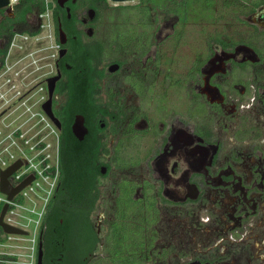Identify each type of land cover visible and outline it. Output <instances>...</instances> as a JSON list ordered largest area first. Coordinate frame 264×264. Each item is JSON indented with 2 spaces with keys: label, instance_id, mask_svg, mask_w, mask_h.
Segmentation results:
<instances>
[{
  "label": "flooded vegetation",
  "instance_id": "1",
  "mask_svg": "<svg viewBox=\"0 0 264 264\" xmlns=\"http://www.w3.org/2000/svg\"><path fill=\"white\" fill-rule=\"evenodd\" d=\"M68 1L62 6L67 10L70 7L67 4ZM82 7L89 10V13L95 12L94 18L97 19L98 13L95 8L89 5ZM254 8L251 13V21L264 28V2ZM258 11L259 13H255ZM81 22L82 20L79 18L78 23L73 27L80 32L83 42L96 47H103L96 60L97 68L88 75L90 76L88 85L92 92L91 98L95 102V105L91 106L94 112L86 117L82 112L71 113L66 108L70 98L68 89L69 76L71 75L64 71V67L71 68L66 56L71 49V37L77 39V35L71 36L62 25L66 33V41L62 43L60 41V24L57 34L60 43L58 56L55 59L56 71L52 74L57 75L61 72L52 97L54 118L48 116L43 109V103L50 96L47 82L49 76L45 79L48 93L47 96L43 95L40 106L57 134V164L60 160V145L62 143L64 150L70 146V143H73L71 147L77 143L98 144V150L92 159L94 158L98 164H101L100 167L107 166L106 173H102L101 168L99 170V176H106L110 173L111 167L109 164L99 161L101 147L107 141L105 130L109 127L110 121L124 119L128 115L123 104L118 102L119 108L115 110L113 105L101 102L98 95L101 93L102 82L111 75L110 73H115L120 69L122 63L114 60L109 63V72L101 69L98 63L105 50V45L100 40L86 41V34L93 36L94 32L91 30V32L85 33L82 30ZM9 30L8 27L6 36L9 35ZM245 44L247 43L239 42L237 43L238 47L236 45L233 47L222 45L221 51L230 50V52H234L239 48L236 56L210 63L209 60L217 53L216 50L193 73V79L198 76L196 87L192 89V92L199 97L194 101L195 108L203 110V104L199 101L202 100L207 106L216 109V113L221 115L217 123L209 129L205 128L204 124L193 126L188 121V113H183L184 111L178 113L175 108L174 111L178 114L170 115V118L173 119H161L160 129L163 132L159 142L151 148L149 155L152 170L150 179L143 181L138 186L135 183L122 182L118 185L117 194L113 197L111 205L105 209H98L100 198L98 183H91L82 187L83 189L79 190L80 194L77 195L80 198L79 201L70 202L68 199L74 198V195L65 193V185L60 182L59 170L52 194L48 198L45 210L42 211L44 207L42 209L34 202L27 201L26 196L22 193L24 189L38 180L40 177L38 170L32 168L25 171L30 167V163L22 154H12L8 160L4 159L5 165H0V170L18 160L22 161L21 166L9 177L13 185H18L28 175H33L34 178L12 199L8 198V194L2 192L4 200L0 201V214L6 202L8 206L5 214L0 216V264H90L96 257L105 256L109 250L108 243L113 223L118 220L119 216L123 215L125 192L133 197L136 205L133 207L140 206L142 202L145 203L144 199L148 197L149 203L154 208H158L159 212L164 207L180 209L179 211L182 212L184 208L190 206L189 204L198 203L199 210L196 214L198 234L207 233L212 240L205 245L204 241L199 240L198 236L194 235V238L197 237L198 240L193 247L177 249L172 247V235H170V239H166L168 245L160 247L158 251L160 256L167 258L170 254L175 253L179 256L181 264H227L231 246L246 244L251 245L254 254L264 260V150L259 148L256 152L247 151L249 148H246L245 144L250 143V137H243L238 134L240 118L256 115L260 120L259 118H262L261 113L264 115V109L260 112V107L264 106V84L256 82L253 77L245 80L238 78V76L237 79H234L232 73L233 68L243 67L254 61L249 57L252 51L241 47ZM4 45L5 39L2 41L0 38V69L5 65L7 57H4L3 54ZM64 48L67 50L61 56L60 52ZM254 49L258 51L256 48ZM223 51L222 55H218L219 57L225 56ZM241 51H243L242 54ZM112 64L119 65L117 70L110 69ZM240 75L245 77L246 73ZM135 77L143 79L135 72L128 75L126 82L130 83L136 95L143 96L146 92L144 90L147 88H140L141 90H139L132 83V79ZM149 82H151L150 79ZM29 93L30 91L25 95ZM20 99L11 102L8 109L16 105ZM90 105L87 103L85 107ZM199 105H202L200 109ZM136 106L138 110L133 109V114L127 123V129L129 128V132H133V135L124 136L123 129L118 134L116 143L123 142L132 136L138 138L139 135L147 132L148 127H140L143 121L149 124L148 129L156 130L155 114L157 111L154 110L153 105H148L151 110L149 114L146 111L141 113L139 110L141 103ZM174 111H171L170 114ZM77 114L84 116V124L87 129L81 137L73 130V123ZM221 121L224 122V125L220 124ZM25 122L26 120L13 131L16 135L13 142L9 143L8 149L12 147L13 149L14 147L23 149L22 145L30 142L31 138L25 135L28 128L23 129ZM261 123L263 129L261 130L262 133L258 134L257 140L261 146H264V121ZM133 127L138 128V131L134 130ZM226 127L231 132H226L227 134L223 135L221 131H224ZM215 132L219 135H216ZM42 140L34 142L43 148L51 145L49 142L44 145L45 141ZM32 147L35 146L32 145ZM51 167L52 165L47 166L44 163L43 172ZM22 171L25 172L19 174ZM18 174L19 177H17ZM138 192H141V195H136ZM158 216L156 218L154 212L149 218L151 224L149 236L152 239L149 245L163 242L157 222ZM182 223L184 224L183 220ZM178 240L175 239L176 243H180V240L183 239ZM100 245L103 247L99 248ZM150 250L153 253L157 249L151 248Z\"/></svg>",
  "mask_w": 264,
  "mask_h": 264
},
{
  "label": "rangeland",
  "instance_id": "2",
  "mask_svg": "<svg viewBox=\"0 0 264 264\" xmlns=\"http://www.w3.org/2000/svg\"><path fill=\"white\" fill-rule=\"evenodd\" d=\"M14 1L16 3L18 0ZM165 1L155 0L161 4L156 6L152 2L149 5L140 3V0L125 2L109 0V6L97 19L94 18L95 12L89 13V10H85L82 6L77 9L78 17L82 20V30L85 33L91 32V30L94 32L93 36L86 34V41L100 40L105 45V50L98 63L99 67L109 72V63L114 60L122 63L120 69L115 73H110L111 75L102 82L101 93L98 95L101 102L113 105L115 110L119 108L118 102H120L124 105L128 115L124 119L110 121L109 127L105 130L107 141L101 147L99 161L109 164L111 170L108 175H100L97 179L100 189L98 209L101 210L111 205L113 197L117 194L118 185L122 182L135 183L138 186L143 181L150 179L152 170L149 155L151 148L159 142L163 132L160 129L161 119L171 120L173 118H170V115L174 116L184 111L183 113H188V121L191 125L202 126L204 124V127L209 129L221 118L220 113H216V109L207 106L202 100L199 101L203 104V110L195 108L194 101L199 97L192 92L198 81V76L195 79L192 78L194 71H197L216 50L217 55H222L223 50L220 49L223 44L220 39L228 43L226 47L246 42L245 45L258 50L253 48L257 53V60L243 67L233 68L232 73L234 79H237L238 76L245 80L253 77L256 82L264 84V28L251 21V13L255 9L251 3L252 0H231V4L230 0H215L211 17L203 18L200 21L194 20L192 15L187 20L181 19L177 13L173 15L171 10L164 7ZM144 6L145 15H147L146 23L149 21V24L143 25L138 9ZM199 7L201 5H198ZM7 13L12 14L7 7L5 11H0V21ZM28 20L32 28L40 27V33L30 35L17 32L6 57L5 65L0 69V165L12 154H22L26 160L34 162L42 172L45 159L48 161L47 166L57 165L58 162L57 134L52 125L48 124L41 109L40 100L43 95L47 96L48 93L45 79L56 71L55 59L58 56L59 43L51 8L43 13L35 10L28 16ZM119 32L122 34V40H120L123 42L126 38L130 39L129 34L131 33L133 38L136 37L139 40L135 41L136 45L132 41L128 42L130 48L120 47L118 44ZM3 40L4 38H2ZM226 52L230 53V50H226ZM242 53L243 51H241ZM251 55L255 56L254 51ZM135 72L143 79L135 77L132 79V83L139 90L146 87L147 89L144 90L146 96L136 95L130 83L126 82L128 75ZM241 73H246V76L241 77ZM149 79L151 82L148 83ZM28 91L30 93L25 95ZM21 93L25 95L22 99H20L23 96ZM18 99L20 101L8 109L10 103ZM138 103H141L139 108L141 113L146 111L148 114L151 113L148 105H153L154 110L157 111L155 114L156 130L148 129L149 124L143 121L140 127H148L147 132L141 135L137 133L138 138L132 136L123 142L116 143V138L123 129L124 136L133 135V132H129V128L127 129V123L133 114V109L138 110L136 108ZM199 106L200 109L202 105ZM165 108L167 109L165 110ZM175 108L178 113L174 111ZM6 109L8 110L4 113ZM263 109L264 106L260 107V112ZM171 111L174 112L170 114ZM261 116L260 120L256 115H248L239 119V136L250 137V143L245 144V147L249 148L247 151L256 152L259 148L264 150V146H261L257 140L258 134L262 133L263 129L261 122L264 121V115L261 113ZM25 120L23 129L28 128L25 135L31 138L30 142L24 143L23 149L18 147L8 149L9 143L13 142L16 135L13 131ZM220 124L224 125V122L221 121ZM244 124L245 126H243ZM133 128L138 131V128ZM226 132L231 131L227 127L221 131L223 135L227 134ZM215 134L219 135L216 132ZM40 139L45 141L44 145L48 142L51 145L46 148L40 147V144L35 143ZM56 180L57 176L40 173L39 183H34V188L29 189L26 200L34 202L42 209L44 207L42 210L44 211ZM136 195H141V192ZM0 196H2L1 190ZM127 197L125 193L123 196L124 205ZM189 205L182 212L179 211L180 209L172 207L161 208L157 222L163 242L155 245L152 243L155 247L150 245L147 252H143L142 258L146 264H181L179 256L175 253L170 254L167 258L158 254L160 247L168 245L166 239H170V235H172V247L177 249L193 247L198 240L197 237L194 238V235L204 241L205 245L212 240L207 233L198 234L196 215L199 210L198 203ZM131 215L132 219L137 222L143 216H151L141 206L135 207ZM137 227H139L138 224H135L134 227L124 226L125 229L123 228L121 232L127 239H130L131 237L127 236L136 232ZM150 230L151 224H149V229L143 232L147 241H152L151 236L148 235ZM121 238L124 237L121 236ZM175 239L176 241L183 240L176 243ZM102 247L103 245H100L99 248ZM151 248L157 250L152 253ZM229 253L227 264H264V260L254 254L251 245L234 244ZM90 264L113 263L109 254L106 253L105 256L93 259Z\"/></svg>",
  "mask_w": 264,
  "mask_h": 264
},
{
  "label": "trees",
  "instance_id": "3",
  "mask_svg": "<svg viewBox=\"0 0 264 264\" xmlns=\"http://www.w3.org/2000/svg\"><path fill=\"white\" fill-rule=\"evenodd\" d=\"M172 1V0H171ZM179 8H187L188 5L193 2V0H174ZM208 4V0H204ZM152 2L156 6H160L159 2L155 0H140V3H145L149 5ZM213 2V1H212ZM264 0H252L253 6L260 5ZM250 3V4H251ZM70 6V13L67 8H63L57 0H18L13 7L12 14H6L4 19L0 21V38L5 39V45L2 48L4 57L7 56L10 46L12 44L13 38L17 32L28 33L30 35H37L40 33V27L32 28L29 24L28 16L33 13L35 10L43 13L47 9L51 8L53 13V19L55 22L56 33H59V24L62 23L63 28L69 32L71 36L77 35V39L70 41V52L66 56V60L71 65V68L64 67V71L68 72L69 75V89L70 98L67 102V110L71 113L82 112L86 117L91 115L94 110L93 106L95 105L92 97L91 88L88 85L90 82L89 73L95 71L97 68L96 60L99 57L102 46L90 45L83 42V37L80 32L73 26L78 23L79 17L77 14L78 6H91L95 8L98 15L97 18L103 13V11L109 6V0H78L73 2L69 0L67 2ZM145 5V6H146ZM124 6V5H123ZM145 6L139 8L138 12L140 13L141 23L149 24V21L146 23L145 15ZM149 9V8H147ZM5 8L0 9V11H5ZM171 10V9H170ZM176 10V9H175ZM148 12V11H147ZM145 15V16H144ZM149 16V15H148ZM9 30V35L6 36V32ZM119 44L121 47L130 48L129 43L138 41V38H133L132 33L129 34L130 39L126 38L125 42L121 41V32H119ZM117 39V38H116ZM121 39V40H120ZM60 43L59 38L57 39ZM223 46H227L228 43L223 39H220ZM135 45H133L135 47ZM61 88V87H60ZM82 101V102H81ZM91 104L89 107L85 105ZM92 106V107H91ZM73 143H70V146L64 150L63 143L60 145V160L57 165H53L51 168H48L44 171L45 174H51L56 176L60 170V182L62 185H65V193L69 195H74V198L68 199L70 202H78L80 198L77 197L80 194L79 190L82 187H85L88 184H96L99 176V170L101 164H98L93 155L97 152L99 145L98 144H75L71 147ZM66 151V152H65ZM67 154V155H66ZM47 160L44 161L45 165ZM102 163V162H101ZM83 189V188H82ZM126 193V192H125ZM127 199L124 205L123 215L118 217L113 223L111 237L108 243V254L113 264H146L143 260L144 251L147 252L149 248L150 241L146 240L144 236V230L149 229V216H143L138 222L135 219H132L131 212L136 206L133 197L126 193ZM148 196V191H147ZM67 199V197H66ZM145 203H140V206L146 209L149 214L155 212L156 218L159 214L158 208H154L151 203H149V198L144 199ZM143 201V200H141ZM133 205H135L133 207ZM132 219V220H131ZM135 224H138L136 232L132 235L127 236L131 237L127 239L123 234L122 230L124 226L134 227ZM146 226V228H145ZM125 229V228H124ZM149 235V234H148ZM123 236L124 238H121Z\"/></svg>",
  "mask_w": 264,
  "mask_h": 264
},
{
  "label": "water",
  "instance_id": "4",
  "mask_svg": "<svg viewBox=\"0 0 264 264\" xmlns=\"http://www.w3.org/2000/svg\"><path fill=\"white\" fill-rule=\"evenodd\" d=\"M57 1L61 6H64V4L67 0H57ZM73 1H76V0H73ZM112 1H114V2H125V1H131V0H112ZM5 7H7L9 9V11H11V12L13 11V6L11 4V0H0V9L5 8ZM68 11H69V16H71L70 7L68 8ZM255 13H259V11L255 12ZM253 20H254V18H253ZM60 41L62 43L66 41V33L64 32V30L62 28V23H60ZM241 47L242 48L244 47L246 50L254 51L255 56H252V55L249 56L252 60L258 59L257 53L255 52V50L252 47L247 46V45H243ZM66 50H67L66 48L62 49L60 52V55L62 56L66 52ZM238 50H239V48H237L234 52H230V53L223 51V53L225 55L224 57H219L216 54L215 56H213L209 60V62L215 63L218 60H224V59H227L230 57H234V56H236V53L238 52ZM118 67H119L118 64H112L110 66V69L115 71V70H117ZM60 76H61V72H59L57 75H52V76H49L47 78L48 90H49L50 96L43 103V109L48 114V116H50L52 119L54 118L53 117L54 113L52 110V97H53L54 89L56 86V81L60 78ZM73 130L80 137L82 136V134L84 132H86L87 129L85 127L84 116L82 114L76 115L75 121L73 123ZM21 164H22V161L18 160L16 162H14L13 164L9 165L8 167L0 170V190L4 193L8 194L9 199H12L20 190H22L24 187L29 185L34 178L33 175H28V177L26 179H24L22 182H20L18 185L12 184L9 177L16 169L19 168V166H21ZM101 172L106 173L107 172V166L103 165L101 167ZM7 206H8V203L6 202L4 204L2 211H1V214H0L1 217L5 214Z\"/></svg>",
  "mask_w": 264,
  "mask_h": 264
},
{
  "label": "crops",
  "instance_id": "5",
  "mask_svg": "<svg viewBox=\"0 0 264 264\" xmlns=\"http://www.w3.org/2000/svg\"><path fill=\"white\" fill-rule=\"evenodd\" d=\"M208 1H209L208 2L209 5H207V3H205L204 0H193V2H191L187 8H184L181 5V7L179 8L180 10H177L178 6L174 0L172 1L166 0L164 7L169 10L171 9L173 15L176 13L180 15L181 19L183 18L184 20H187L189 19V16L192 15L194 20L200 21L203 18L211 17L215 0H208ZM230 4H231V0H230ZM198 5H201V7L198 8Z\"/></svg>",
  "mask_w": 264,
  "mask_h": 264
},
{
  "label": "built area",
  "instance_id": "6",
  "mask_svg": "<svg viewBox=\"0 0 264 264\" xmlns=\"http://www.w3.org/2000/svg\"><path fill=\"white\" fill-rule=\"evenodd\" d=\"M14 2H15L14 0H11V4H12L13 7H14V4H15ZM47 120H48V119H47ZM48 124H49V121H48ZM28 162L30 163V167H29L28 169H26L25 171H29V170H31L32 168H35L36 170H38L39 174L43 172V171L41 172V171L38 169V166H37L34 162H31V161H28ZM1 165H2V166L5 165V160L2 161V164H1ZM25 171H22V172L19 173V174H22V173L25 172ZM43 173H44V172H43ZM19 174L17 175V177H19ZM47 175H48V174H47ZM35 183H39L38 180H37ZM33 188H34V183L22 191L23 195L27 196V195L29 194V189H33ZM1 192H2V191H1ZM3 200H4V199H3V196H0V201H3Z\"/></svg>",
  "mask_w": 264,
  "mask_h": 264
}]
</instances>
